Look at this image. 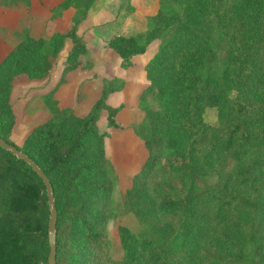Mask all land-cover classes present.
<instances>
[{
  "label": "trees",
  "instance_id": "trees-1",
  "mask_svg": "<svg viewBox=\"0 0 264 264\" xmlns=\"http://www.w3.org/2000/svg\"><path fill=\"white\" fill-rule=\"evenodd\" d=\"M94 2L61 1L74 10L65 33L26 34L0 60V137L8 143L16 145L15 77L43 78L67 38L65 71L75 69L85 50L77 26ZM106 44L123 69L155 44L134 129L148 155L114 204L105 139L120 127L123 103H107L122 90L119 78L105 81L86 115L64 108L16 145L49 178L56 264H264V0H159L144 30ZM125 212L140 229L117 227L122 256L113 258L108 221ZM48 218L42 180L0 147V264H47Z\"/></svg>",
  "mask_w": 264,
  "mask_h": 264
},
{
  "label": "rangeland",
  "instance_id": "rangeland-1",
  "mask_svg": "<svg viewBox=\"0 0 264 264\" xmlns=\"http://www.w3.org/2000/svg\"><path fill=\"white\" fill-rule=\"evenodd\" d=\"M60 1L63 0H0V39H6V41H10L12 44L14 40L18 42L26 34L35 38L43 37L48 39L55 33H65L70 28L74 10L73 8L63 10L59 6ZM158 2L159 0H95L88 10L86 18L77 26L79 36L82 39H88V42L91 43L93 42L92 39H96V48H98L96 58L86 59L85 63L81 60L79 62L80 68H87L92 64L97 67V64L105 60L108 66H105L104 69L98 68L100 75H97L96 83H94L97 87L94 85L90 86L87 89V94L82 93L83 96L80 97V103L88 108L87 111L83 113V109L79 104V112H75L71 108L73 113L78 112L76 114L78 116L86 115L95 101L100 97L105 81L119 78L123 82L122 90L118 94H110L107 98V103L111 105L119 103L127 104L115 116V120L120 127L107 129L109 137L105 139L106 157L111 162L115 172V189L112 194L114 204L122 202L125 190L131 186L134 175L139 172L148 155L143 141L137 136L134 129L143 120L144 114L138 108V97L147 85L144 67L152 56L155 44L150 46L151 48L146 51L145 55L137 56L133 75H131L133 76L131 78H134L135 84L130 83L131 87L126 89V91H124L125 79L120 75L121 67L118 66L117 59L115 58L118 55H114V52L110 55H105V51L102 52L101 50L106 46L107 39L118 33L123 32L134 35L144 30L146 27V17L155 12ZM126 13L129 14V19L127 23H124L123 29L121 24L128 17L122 18V15ZM93 47L95 48V44ZM101 74L106 76L109 74L111 77L100 80ZM16 79L23 80L17 81L16 84L13 81L11 88L13 92L11 94L10 91L9 95V100L13 104L12 106L16 108L15 112L18 120L16 124L15 119V123L12 126L10 139L16 145L22 146L32 129L41 123L42 119L43 121L46 120V117L42 115L37 119L27 117L31 111L44 108L45 104L51 108L55 105V109L52 111L53 115H55L56 113L63 112L64 108H62V105L56 104L51 95L47 98L42 96L34 97L29 102H26L30 92L28 89L25 90L26 83L24 81L30 82L31 80L24 74L17 76ZM204 118L207 122L215 120V110L213 107L207 106L205 108ZM103 122L102 117L97 121L100 129L104 128ZM119 225L126 226L134 232L140 229L137 219L130 212L121 213L110 218L107 230L110 240L109 252L113 258H121L122 256L117 232Z\"/></svg>",
  "mask_w": 264,
  "mask_h": 264
},
{
  "label": "crops",
  "instance_id": "crops-1",
  "mask_svg": "<svg viewBox=\"0 0 264 264\" xmlns=\"http://www.w3.org/2000/svg\"><path fill=\"white\" fill-rule=\"evenodd\" d=\"M68 9H70V8H68ZM63 10H67V9H63ZM128 19H129V17L127 19H125L123 24H121L123 26V29L125 26L124 23L125 22L127 23ZM117 35L130 36L128 33H123V32L118 33ZM92 40H93V42L91 43V42H88V39H83L84 44H85V50L81 56L82 62L84 61L83 63L86 62V59L90 60V58H92V57L96 58V56L98 54V48H96V45H97L96 42L97 41H95L96 39H92ZM16 41L17 40H14V42L11 44L10 41H6V39H0V60H2L5 57V55L11 50V48L16 44ZM94 44H95V48L93 47ZM105 45L106 46L103 47L101 51L102 52L105 51L104 52L105 55L112 54L114 51L111 48H109L106 43H105ZM70 47H71V41L69 39H65L63 46L60 49V51L57 53V55L55 57H52V59H51L52 65H51L48 73L43 78H37V79H30L29 78L31 80L30 82L24 81L26 83L25 90L28 89L30 92L28 94L26 102H29L34 97L42 96V97L47 98L48 96L51 95V96H53L52 98H53L54 102L56 104L62 105V108H70V109L72 108V109H74L75 112L76 111L79 112L78 105L80 104V107L83 109V113L85 111H87L88 108H86L85 106H83L82 103H80L81 102L80 97L83 96V94H87L86 93L88 91L87 89H89L90 86H93L94 83H96V80H97L96 77H97V75H100L99 74L100 70L98 68L104 69L105 66L106 67L108 66V64L106 63V60H105L104 62L99 61L100 63L97 64V67L94 66V64H92L90 67L81 69L80 66L78 65V66H76L75 69L65 71L67 54H68ZM84 53H85V56H84ZM145 53L141 54V56L145 55ZM114 55L117 56L116 53ZM115 58L117 59L118 66H120V62H121L120 57L117 56ZM136 58H137V56L133 57L132 65L129 66L128 68H126V69L120 68V70H121L120 75H121V77H123L125 79L124 91H126V89H129L131 87L130 83L135 84V81L133 80L134 78H131V77H133L131 75H133V70L135 67ZM101 75H102V77H100V80L104 79V78L111 77V76H109V74H108V76L103 75V74H101ZM16 78L17 77H15V79H14L15 84L17 81L23 80V79L17 80ZM127 78H129V79H127ZM33 81H34V83H33ZM15 84H14V86H15ZM14 86H13V88H14ZM94 86L97 87L96 85H94ZM12 92L13 91H11V94H12ZM25 105H24V107H25ZM123 105H124L123 107H125L127 104H123ZM54 106H53V108H51V107H48L47 104H45L44 108L37 109L35 111H31L27 115V117L37 119V118L41 117V115H42L43 117H46V119H47L48 117L53 115L52 111H53V109H55ZM12 107H13V112L15 114L16 124H17L18 120H17V114L15 112L16 108L14 106H12ZM77 113H75V114H77ZM41 121H43V119ZM26 123L28 124V122H26ZM30 129H32V128H30Z\"/></svg>",
  "mask_w": 264,
  "mask_h": 264
},
{
  "label": "water",
  "instance_id": "water-1",
  "mask_svg": "<svg viewBox=\"0 0 264 264\" xmlns=\"http://www.w3.org/2000/svg\"><path fill=\"white\" fill-rule=\"evenodd\" d=\"M0 147L6 151L11 152L12 154L16 155L19 159H22L25 163H27L43 182L47 195V204L49 206V218L47 225L49 253H48L47 264H56L55 237H56L57 208L55 205V199L52 193V188L49 178L45 175L44 171L37 165V163L22 150L18 149L16 145L8 143L5 139L0 137Z\"/></svg>",
  "mask_w": 264,
  "mask_h": 264
}]
</instances>
